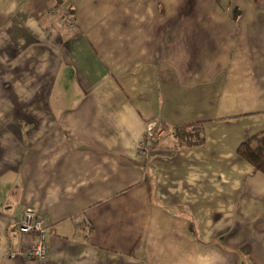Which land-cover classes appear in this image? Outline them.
<instances>
[{
    "label": "crops",
    "instance_id": "0c3cea01",
    "mask_svg": "<svg viewBox=\"0 0 264 264\" xmlns=\"http://www.w3.org/2000/svg\"><path fill=\"white\" fill-rule=\"evenodd\" d=\"M154 121L205 143L146 158ZM262 132L264 0H0V264H264Z\"/></svg>",
    "mask_w": 264,
    "mask_h": 264
},
{
    "label": "built area",
    "instance_id": "2783aa9c",
    "mask_svg": "<svg viewBox=\"0 0 264 264\" xmlns=\"http://www.w3.org/2000/svg\"><path fill=\"white\" fill-rule=\"evenodd\" d=\"M63 24L74 26V17L64 13ZM163 130L157 121L147 123L144 138L140 144V154L149 158L155 142L161 136ZM78 222V219L76 220ZM18 231L22 234L25 246V257L30 261L43 263L50 254L49 238L55 235V231L46 215L33 207L27 208L17 222ZM82 230V228H79Z\"/></svg>",
    "mask_w": 264,
    "mask_h": 264
},
{
    "label": "trees",
    "instance_id": "16d2710c",
    "mask_svg": "<svg viewBox=\"0 0 264 264\" xmlns=\"http://www.w3.org/2000/svg\"><path fill=\"white\" fill-rule=\"evenodd\" d=\"M65 14L70 15L71 12L68 11ZM233 16H240V11L235 9ZM160 127L166 130V134L163 137L165 142L172 144L175 148L196 149L202 147L205 143L202 123L175 128ZM237 153L254 168L255 172L264 174V132L245 140L239 146Z\"/></svg>",
    "mask_w": 264,
    "mask_h": 264
},
{
    "label": "rangeland",
    "instance_id": "374dc122",
    "mask_svg": "<svg viewBox=\"0 0 264 264\" xmlns=\"http://www.w3.org/2000/svg\"><path fill=\"white\" fill-rule=\"evenodd\" d=\"M234 12H235V8L233 9V15H234ZM72 16V15H71Z\"/></svg>",
    "mask_w": 264,
    "mask_h": 264
}]
</instances>
